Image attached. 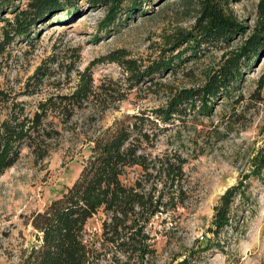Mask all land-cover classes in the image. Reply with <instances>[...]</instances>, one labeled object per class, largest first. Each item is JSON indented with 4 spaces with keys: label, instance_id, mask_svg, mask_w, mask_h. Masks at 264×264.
Wrapping results in <instances>:
<instances>
[{
    "label": "trees",
    "instance_id": "16d2710c",
    "mask_svg": "<svg viewBox=\"0 0 264 264\" xmlns=\"http://www.w3.org/2000/svg\"><path fill=\"white\" fill-rule=\"evenodd\" d=\"M14 1L0 0V21H4L0 28V56L11 45L29 39L45 19L63 12L75 14L82 0H30L23 9L13 5ZM124 1L88 0L87 5L108 6L102 25L109 26L123 12ZM152 2L133 0L124 11L125 17L130 19L135 11L142 13L141 3ZM229 3L230 0H202L191 30L181 33L148 64L129 59L125 50L117 49L94 59L83 71L71 65L70 70L76 72L71 90L63 93L59 82L50 83L55 91L38 100L33 110L19 98L41 93L44 81L55 76L50 64H57L58 57L52 56L37 67L19 91L0 89V177L20 161L24 151L35 161L47 159L65 135H82L89 143L88 156L73 184L28 218L26 224L33 229L37 244L17 262L8 264H158L152 223L162 218L161 224H166L168 217L185 207L189 192L184 173L187 160L176 152L154 154L156 144L167 128L185 126L188 116H209L217 100L232 97L242 78L241 68L264 51V0H258L251 32L237 50L222 57L217 68L204 74L202 84L169 90L162 107L123 115L105 127L97 125L107 111L126 100L125 91L146 83L156 85L155 80L162 74L174 72L188 59L200 58L206 50L228 43L238 33L244 36L246 28L225 12ZM4 11L12 18L1 17ZM72 56L78 58L76 53ZM99 64L117 65L128 87L121 88L111 78L95 84L92 69ZM258 84L260 88L264 86V75ZM240 101L242 97L236 103ZM237 118L232 111L224 128L238 123ZM217 130L214 127L197 138L210 144L214 138L222 137ZM250 165L251 170L228 187L213 207L207 231L214 237L236 226V201L246 197L251 178L264 177V144ZM131 170L137 171L133 178L128 177ZM99 212L103 214L100 233L91 241L87 225ZM210 246L188 252L176 264H200L202 253Z\"/></svg>",
    "mask_w": 264,
    "mask_h": 264
},
{
    "label": "rangeland",
    "instance_id": "374dc122",
    "mask_svg": "<svg viewBox=\"0 0 264 264\" xmlns=\"http://www.w3.org/2000/svg\"><path fill=\"white\" fill-rule=\"evenodd\" d=\"M29 1L15 0L13 5L23 9ZM132 1L122 3L123 12L109 26L102 25L109 7L88 6V0L79 1L78 11L73 15L63 12L45 19L29 39L11 45L0 56V89L19 91L37 67L52 56L58 57L57 64H50L55 76L44 81L41 93L19 98L33 110L38 100L55 91L50 83L59 82L63 93L71 90L76 81L71 65L83 71L94 59L117 49L125 50L129 59L148 64L181 33L191 30L202 3V0H153L151 4L141 3L142 13L135 11L127 19L124 11ZM257 4L258 0H230L225 12L246 28L244 36L238 33L228 43L206 50L200 58L188 59L174 72L162 74L155 80L156 85L146 83L125 91L126 100L107 111L97 126H108L123 115L162 107L171 89L202 84L204 74L217 68L222 57L237 50L251 32ZM2 14L4 19L12 18L6 11ZM3 25L1 20L0 28ZM241 73V81L231 98L217 100L209 116H188L185 126L167 128L156 144L154 154L176 152L187 160L184 173L189 192L185 207L168 217L166 224H161L162 218L152 223L150 231L155 236L158 264H176L188 252L202 250L208 244L211 246L202 253L200 264H264V177L251 178L246 197L236 201L235 227L220 237L207 231L219 197L251 170L250 160L264 144V86L260 88L258 84L264 75V51L249 66L241 68ZM92 76L95 84L111 78L121 88L128 87L122 70L115 64L96 65ZM239 97L242 101L237 104ZM232 111L238 115V123L225 129L223 124ZM214 127L222 137L214 138L210 144L197 138ZM88 153L89 143L84 136L65 135L47 159L35 161L24 151L20 161L0 177V264L17 262L37 244L33 229L26 224L28 218L73 184ZM136 173L131 170L128 177L133 178ZM102 218L99 212L88 222L91 241L100 233Z\"/></svg>",
    "mask_w": 264,
    "mask_h": 264
}]
</instances>
